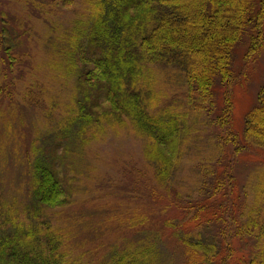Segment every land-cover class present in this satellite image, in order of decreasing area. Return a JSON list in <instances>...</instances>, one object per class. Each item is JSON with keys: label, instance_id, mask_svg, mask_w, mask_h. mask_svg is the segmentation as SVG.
Instances as JSON below:
<instances>
[{"label": "trees", "instance_id": "1", "mask_svg": "<svg viewBox=\"0 0 264 264\" xmlns=\"http://www.w3.org/2000/svg\"><path fill=\"white\" fill-rule=\"evenodd\" d=\"M142 1L101 0L96 17L86 22L76 20L71 34H64L68 43L63 49L69 58L66 80L73 76L79 90L71 94L74 113L61 111L56 97L45 98L43 93L42 100H35L40 89L37 81L30 84L27 96H22L23 104L20 101L18 106L39 111L50 128L42 129L37 137L35 162L31 164L36 185H29V203H21L25 219L19 217L21 211L13 216L6 207L8 200L0 195V264L89 263L82 258L83 252H78L81 249H75L70 241L71 230H76L78 236L87 219L70 208V198L75 193L69 184L78 181L72 174L86 163L78 164L74 145L87 136L78 138L77 134L92 125L91 117L99 100L97 108L109 117L125 115L116 107L121 109L124 105L129 110L128 122L139 129V136H143L140 130L145 134V162L155 182L165 193L176 192L175 196L190 206L188 211L197 209L193 219L184 224H201L197 233L187 237L177 233L181 240L178 245L189 257L184 264H264V185L256 186L251 196L248 184H242V173L233 166L234 160L245 164L252 153H259V173L264 181V35L258 31L264 24V0H147L142 12L132 13ZM215 17L221 23L228 20L223 32L215 27L218 35H204ZM0 33V57H8L15 36L5 20L0 21ZM212 42L218 45L210 46ZM236 46L242 51L241 56L235 55ZM248 53L257 56L251 63H259L262 54L263 71L258 77L260 82H253L248 88L259 92V96L246 112L244 127L238 134L248 146L242 148L235 141V133L226 128V112L232 103L228 92L241 77L239 63L244 65ZM207 62L209 68L202 67ZM143 64L149 69L150 83L148 94L142 96ZM2 71L0 68V74ZM152 71L162 76H153ZM127 77L132 84L130 105ZM162 77L172 78L182 86L181 91H173L170 102L164 103L165 109L158 106L159 95L152 92L156 83H162ZM256 85L260 88L256 89ZM4 92L7 90L2 87L0 93ZM108 92L109 99L114 100H108L113 109L101 106L102 97ZM7 94L14 96L15 92ZM200 122H208L209 130L202 131ZM80 146L81 151H86L87 146ZM209 151L213 152L210 158L202 157ZM186 170L189 174L181 176ZM106 177V182H100L101 187L111 188L116 199L126 202L123 212H130L132 219L142 220L141 224L145 222V199L150 195L134 192L131 197V191L126 192L121 186L114 188L121 182L116 173H106ZM192 187L196 195H192ZM64 211L70 212L69 222L54 228V213ZM135 224L133 221L126 227L133 229ZM165 224L171 227L169 221ZM228 229L232 230L231 241L220 240L218 237L225 236ZM145 239L126 241L122 251L112 249L109 264H154L156 257L163 258L153 249L154 243L145 245ZM233 248L238 249L237 258ZM226 250L230 251L224 257Z\"/></svg>", "mask_w": 264, "mask_h": 264}, {"label": "rangeland", "instance_id": "2", "mask_svg": "<svg viewBox=\"0 0 264 264\" xmlns=\"http://www.w3.org/2000/svg\"><path fill=\"white\" fill-rule=\"evenodd\" d=\"M49 1L0 0V21L5 20L8 28L13 32L12 35L15 36L9 56L1 55L0 57V68H3L0 74V89L4 87L7 90L4 94L0 93V195L8 200L6 207L12 210L13 216H17L21 211L20 218L25 214V211H22V204L29 203V201L27 202L29 185L30 187L36 185L31 164L33 161L35 162L37 137L42 129L49 130L50 127L39 111L25 105L18 106V104L20 101L22 103V96H27L30 84L37 81L40 89L36 91L35 100H42L44 93L45 98L56 97L58 104L62 107L61 111L75 112L76 106L71 94L79 90L76 89L73 76L70 80H66L69 58L63 49L68 43V37L64 34H71L75 29L76 20L86 22L96 17L97 3L101 0ZM181 1L189 3L192 0ZM142 2L141 7L133 10L132 13L136 14L144 10L148 2L147 0ZM261 7L264 9V4ZM229 10L233 11L234 9L230 6ZM229 15L231 14L225 15V17H229ZM258 21L260 22L259 19ZM227 22L228 20H224L221 23L215 17L209 27L204 30V35L208 32L212 37L218 35L219 32L215 31V27L223 32L226 26L224 23ZM258 31L264 35V24L260 25ZM2 36L0 33V39ZM214 45H218V43L212 42L210 46ZM235 49H237L235 55L241 56L242 51L239 47L236 46ZM254 56L255 54L248 53L244 65L242 62L239 63L241 77L237 81L238 84L235 82L228 92L232 103L229 102V110L226 112V128L235 133L234 135L237 136L235 141L242 148L248 146L238 138V134L244 127L246 112L251 109L256 96H259V92H251L248 88L252 87L253 82H260L258 77H261L263 71L261 64L263 58H260L262 54L259 56V63H251L257 59V56ZM102 64L103 61L100 62V65ZM202 67L209 68V63L207 62ZM205 68L201 69L207 70ZM142 71L143 96L149 92L150 72L145 64L142 66ZM116 73L121 76L124 74L119 71ZM152 73L156 77L162 76L155 71ZM176 82L178 81L172 78L162 77V83H156L152 92L156 97L159 95L158 106L160 108L165 109L164 103L170 102L173 91H181V84ZM125 84L129 88L127 103L130 105L132 100L130 77H127ZM254 87L258 89L259 85ZM8 91L9 93L14 91L15 95L7 94ZM109 97V92L103 95L104 99L101 104L103 109L114 108L109 102L111 101ZM112 101L114 102V100ZM99 103L100 100L95 104V111L91 117L92 125H88L83 133L77 134L78 138L83 135H86L87 138L81 143L77 141L74 145V150L78 154V164L80 161L86 163L80 164L72 174L74 180L81 181V183L72 181L69 184L70 191L75 193L74 198H70V208L81 214L87 219V222L82 224L81 227L85 229L78 236L75 234L76 230H71L72 246L75 249H81L78 252H83V255L86 256L85 261H89L87 264H109L112 249L122 251L126 241L138 242L150 235L148 239H145V245L154 243L153 249L163 256V258L156 257L154 264H184L189 260V257L178 245L181 240L178 239L177 233L183 237L197 233V228L201 224L184 226L198 213L197 209L188 211L187 207L190 206L185 200H179L175 196L176 192L171 190V194L165 193L155 182L152 172L150 169L148 170L145 162V134L140 130L143 136H139L137 133L139 129L136 130L130 120L128 122L129 110H126L124 105L121 109L116 107L125 115L109 117L105 111L97 108ZM37 114L39 115L37 116ZM198 127L202 131L209 130L208 122H200ZM77 130L76 128L75 132ZM202 135L209 134L202 133ZM233 138L229 139L233 140ZM80 145L87 146L85 147L86 151H81ZM212 153L209 151L202 157L210 158ZM258 155L259 153H252L244 162L245 164H241L238 160L233 161L235 170L242 173V184H248L251 189V196L255 194L256 186L264 185L261 173H259L262 161ZM185 168L189 170V165L185 164ZM188 170L181 176H186ZM106 173L109 176L116 173V176L121 180L120 184L113 185L115 189L121 186L126 192H132L131 197L134 192H139L140 196L144 197L150 195L145 199L146 209L144 208L143 211L145 222L141 224L142 220H134L130 217L132 216L130 212H123L122 208L126 206V202L116 199V193L111 188L101 187L100 182L107 181ZM97 178L98 182L95 180ZM181 186L184 190L186 189L184 185L181 184ZM190 190L192 195H196L194 187ZM15 209L19 210L16 214L13 212ZM53 218L54 228L57 229L69 222L70 212H55ZM14 220L15 217H13ZM132 220L136 224L133 229H130L126 226L133 224ZM138 221L139 223H137ZM167 221L171 223V227L166 226ZM231 236L232 230L228 229L225 236L221 235L218 238L222 241L224 239L231 241ZM233 249L234 255L237 254L238 249ZM88 251L90 252L88 253ZM229 251H224L223 256L225 257V252ZM237 256L235 255L236 258ZM134 260L139 263V260ZM195 262L200 263L199 259H196Z\"/></svg>", "mask_w": 264, "mask_h": 264}, {"label": "bare ground", "instance_id": "3", "mask_svg": "<svg viewBox=\"0 0 264 264\" xmlns=\"http://www.w3.org/2000/svg\"><path fill=\"white\" fill-rule=\"evenodd\" d=\"M82 258L85 259L86 258L85 255H82Z\"/></svg>", "mask_w": 264, "mask_h": 264}]
</instances>
